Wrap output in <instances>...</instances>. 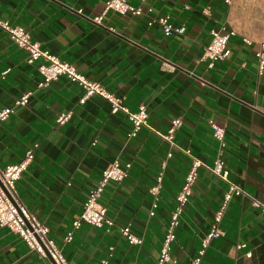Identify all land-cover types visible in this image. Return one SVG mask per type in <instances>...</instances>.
<instances>
[{
    "label": "crops",
    "instance_id": "0c3cea01",
    "mask_svg": "<svg viewBox=\"0 0 264 264\" xmlns=\"http://www.w3.org/2000/svg\"><path fill=\"white\" fill-rule=\"evenodd\" d=\"M105 1L0 0V19L24 27L42 48L122 97L131 111L144 104L149 112L148 124L130 136L123 113L112 114L99 95L80 102L83 89L66 76L38 87L43 59L29 63L28 52L0 28V73L9 69L0 79V108L13 107L0 120V160L14 163L29 149L34 153L16 184L21 201L73 264H156L177 194L199 161L172 244L177 261L166 264H191L198 256V264H264V215L251 204L264 194V71L257 74L256 56L264 42V0H130L142 7L138 15L106 10ZM98 15L101 24L93 21ZM165 15L185 32L165 35L156 21ZM222 25L233 33L230 53L208 68L199 58L211 30ZM28 90V104L16 105ZM61 113H70L63 123L57 121ZM176 117L182 124L172 145L160 135ZM209 120L225 127L223 147ZM217 157L244 194L230 199L221 236L200 255L228 189L212 171ZM114 160L130 164L127 177L109 182L100 198L114 224L107 229L83 223L65 242L89 191ZM159 173L158 207L150 216V187ZM126 224L141 244L121 234ZM240 243L245 246L238 248ZM0 264L43 261L23 238L0 226Z\"/></svg>",
    "mask_w": 264,
    "mask_h": 264
},
{
    "label": "built area",
    "instance_id": "2783aa9c",
    "mask_svg": "<svg viewBox=\"0 0 264 264\" xmlns=\"http://www.w3.org/2000/svg\"><path fill=\"white\" fill-rule=\"evenodd\" d=\"M225 1L227 3L231 2V0ZM105 9L112 10L123 15H138L142 13V7L133 5L130 0H106ZM102 20L103 15L93 17V21L98 24H101ZM156 21L162 27L165 35L184 33L186 30L184 25H173V23L170 22V17L168 15L157 17ZM0 28L9 35L15 44L28 52L27 61L29 63H32L40 58L43 59V62L39 65L42 80L38 83V87H44L49 85L51 81L56 78L66 76L71 81L76 82L83 89V95L80 98V102H84L92 95H99L108 101L112 114L123 113L132 125V130L129 134L130 136H135L143 126L148 124L149 112L146 105L140 104L138 109L131 111L124 104L122 97L108 91L100 82L89 79L87 76L79 72L74 64L66 60H62L50 50L42 48L37 41H33L31 39V35L24 27L12 25L9 21L0 19ZM232 34L233 33L229 31L225 25H222L217 29H212L211 39L205 46L199 61H204L206 62L208 68H213L217 62L226 59L230 53L228 41ZM245 41L248 43L250 42L248 39H245ZM256 56L258 60L257 74L260 75L264 71V42L260 44V48L256 52ZM8 71L9 69L2 71L0 73V79L5 78ZM32 94V90L24 92L15 101V104L27 105ZM12 111L13 107L0 108V120L7 119ZM69 117L70 113H61L57 117V121L63 123L67 121ZM181 124L182 119L180 117L172 119L168 130L165 133H161L160 136L173 145L174 133ZM209 126L213 136L220 141L221 146L223 147L225 145V127L219 125L214 120H209ZM167 156H172V152H169ZM33 157V150L29 149L25 156L18 162H8L3 164L0 160V226L8 228L10 231L23 238L29 245V248L38 253L39 257L43 261V264H73L65 257L62 249L49 236L48 227L40 222L33 213H31L28 207L21 201L17 193V181L20 179L22 173L27 169ZM199 165V161L193 162L185 177L182 188L177 194L176 205L170 213L156 264H166L169 262L176 263L177 261L171 255L172 244L176 240V229L179 225L184 205L187 203L189 196L192 193V186L197 178ZM129 167V163L122 164L119 160H114L102 171L97 186L89 191L83 203V209L80 215L73 220L71 229L67 231L64 237L65 242L72 240L74 231L81 227L83 223L97 227L106 226L107 229L114 224V220L108 215V209L100 202V198L109 182L114 181L120 183L127 177ZM212 171L219 178L228 182V189L223 196L221 205L211 220L209 232L202 241L200 255L204 253L205 248L212 239L221 236L222 229L220 222L230 199L233 196H240L244 194V191L238 185L230 182L229 169L226 167L225 162L221 157H217L214 160ZM161 181L162 173H159L156 183L150 187V192L154 196L151 210L149 212L150 216L155 214L156 208L158 207ZM251 204L253 207L259 209V211L264 215V194L261 198L252 199ZM120 232L132 245L141 244L143 241L142 237L136 235L132 231L130 224L122 226L120 228ZM244 246V243L238 244V248H242ZM251 255V251L246 253V256L250 257ZM199 261L200 256L195 257L191 264H198Z\"/></svg>",
    "mask_w": 264,
    "mask_h": 264
}]
</instances>
